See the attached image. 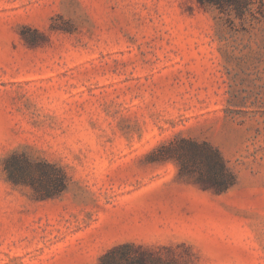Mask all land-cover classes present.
Segmentation results:
<instances>
[{
    "label": "rangeland",
    "instance_id": "1",
    "mask_svg": "<svg viewBox=\"0 0 264 264\" xmlns=\"http://www.w3.org/2000/svg\"><path fill=\"white\" fill-rule=\"evenodd\" d=\"M184 141L233 185L182 173ZM126 243L264 264V0H0V264Z\"/></svg>",
    "mask_w": 264,
    "mask_h": 264
},
{
    "label": "trees",
    "instance_id": "2",
    "mask_svg": "<svg viewBox=\"0 0 264 264\" xmlns=\"http://www.w3.org/2000/svg\"><path fill=\"white\" fill-rule=\"evenodd\" d=\"M171 157L176 159L182 173H200L197 182L213 188L218 192L224 191L234 183L233 175L220 153L208 145H200L192 141H184L177 148H168ZM30 165V164H29ZM12 167H6L9 179L14 183L27 182L26 178H32L28 164L13 163ZM48 168L52 166L47 165ZM14 168V169H12ZM18 170L19 173H15ZM206 171L207 177L202 171ZM46 172V171H43ZM65 180V174L61 173ZM97 264H188L183 257L175 255L172 249H167V254L126 243L118 245L105 253Z\"/></svg>",
    "mask_w": 264,
    "mask_h": 264
}]
</instances>
